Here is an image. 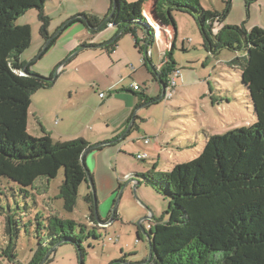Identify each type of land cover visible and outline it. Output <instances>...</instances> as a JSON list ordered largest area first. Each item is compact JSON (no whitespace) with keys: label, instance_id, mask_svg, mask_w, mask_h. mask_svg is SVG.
<instances>
[{"label":"rangeland","instance_id":"rangeland-1","mask_svg":"<svg viewBox=\"0 0 264 264\" xmlns=\"http://www.w3.org/2000/svg\"><path fill=\"white\" fill-rule=\"evenodd\" d=\"M226 1L201 0V6L221 12ZM230 2L231 9L223 20L224 25L264 30V0ZM245 2L250 4L248 11ZM109 6L110 0H46L43 13L50 19V37H55L71 18L77 15L103 17ZM171 16L175 30L169 26L167 28L171 35H167L163 29L158 34L162 41L166 40L167 46L169 44V48L166 46L168 49H165L167 54L172 45L171 37H174L172 58L176 63L175 69H184L181 78L192 79L189 83H185V80L182 83L178 78L169 101L145 105L138 95L135 96L144 94L149 99H155L161 87L145 67L139 69L142 66L141 56L130 35L122 36L117 43L120 47L116 49L126 61L118 62L112 68L116 71L114 79L122 81L116 89L119 97L113 96V92L111 97L108 95L105 86L107 78L99 72L100 65L87 56L90 47L97 42L90 39L91 35L88 39L83 37L84 29L81 28L85 27L79 23L69 27L68 33L64 31L59 37L63 42L68 38L66 35L79 32L74 39L76 46L69 56H62L51 66L56 56L47 52L34 65L33 71L43 77L49 76L56 68L54 75L58 77L51 88L38 90L30 96L27 119L29 135L41 137L37 122L42 117L46 127L52 131L54 142L82 139L94 146L103 143L114 145L108 144L85 155L84 167L91 180L86 176L88 180L79 187L75 205L69 211L64 209L59 192L62 170L53 180L38 179L27 200L16 185L0 181V205L6 208L9 205L10 208L16 205L20 207L14 213L5 211L6 208L0 209V264H29L38 244L44 242L43 238H39L37 228L50 217L72 220L82 224L87 232L98 235V239L83 242L82 247L86 252L83 264H111L122 259L126 263L146 260L149 256L147 233L156 221L161 218L167 220L168 201L144 184L136 185L134 190V184L127 179L128 175L147 172L159 175L175 165L195 159L206 142L202 130L221 136L230 130L247 129L256 122L238 72L228 67V62L238 54L224 50L217 58H209L202 48L194 19L186 13L175 11ZM16 24H27L31 28V44L21 55V60L26 63L35 61L46 45L39 35L37 11H28L18 18ZM116 31L112 29V36ZM161 38H155L151 48V62L159 68L163 66L159 65L163 50ZM126 48L130 52V60H134L132 63L127 62ZM64 63L67 64L62 65ZM47 67L48 72L42 75ZM133 85H138L140 91H133ZM122 86L132 93L122 92ZM101 93L104 94L103 99L99 97ZM125 114L129 122L125 123L120 133L114 132L110 119H123ZM91 125L101 126V134L96 135L95 130H90ZM127 131L129 134L124 137ZM146 138H149L147 144L144 143ZM153 146H161V152H155ZM143 154L146 155L144 160L136 159L137 155ZM91 191H94L97 215L104 224L91 222L90 204L85 201ZM46 264H79L76 248L69 244L57 247Z\"/></svg>","mask_w":264,"mask_h":264},{"label":"trees","instance_id":"trees-1","mask_svg":"<svg viewBox=\"0 0 264 264\" xmlns=\"http://www.w3.org/2000/svg\"><path fill=\"white\" fill-rule=\"evenodd\" d=\"M45 1L0 0V181L16 185L27 200L38 179L53 180L62 170L59 192L64 209L69 211L75 205L79 187L86 182L83 153L104 146L96 147L82 139L54 142L48 135L39 138L29 135L30 96L51 88L54 82L50 80L56 70L43 77L32 68L62 33L76 23L83 25L91 37L106 29H116L115 35L99 46L107 52L117 46L122 36L130 35L143 56V51L150 50L157 38L148 21L163 31L169 26L175 30L171 13H186L194 19L209 58H217L224 50L238 54L228 62V67L238 72L256 122L247 129L230 130L221 136L202 130L206 142L195 159L159 175L150 172L128 175L134 185L144 184L168 201L167 220L161 218L150 226L147 233L150 258L135 263L122 259L111 264H264V30L224 25L231 9L230 0L221 12L204 9L201 0H110L103 17L77 15L51 38L50 19L43 13ZM249 5L245 2L246 11ZM32 9L37 11L39 35L46 45L35 61L26 63L21 55L31 44V28L27 24L17 25L16 21ZM95 47L98 46L90 48ZM173 49L174 40L169 53L161 56L162 68L143 57V66L154 81H159L160 87L175 69ZM23 69L26 75H21ZM137 95L145 105H155L164 99L162 88L155 99ZM88 176L91 180L89 172ZM85 201L90 204L91 222L98 224L101 219L94 191ZM4 208L0 205V209ZM16 208L20 207L9 205L5 211L14 213ZM37 231L44 242L38 244L29 264H46L55 249L66 244L76 248L79 264H83L86 255L83 242L98 239L82 224L56 217L46 219Z\"/></svg>","mask_w":264,"mask_h":264},{"label":"crops","instance_id":"crops-1","mask_svg":"<svg viewBox=\"0 0 264 264\" xmlns=\"http://www.w3.org/2000/svg\"><path fill=\"white\" fill-rule=\"evenodd\" d=\"M107 13V12H106ZM74 26V25H73ZM71 28V27H70ZM81 29H84L82 34H83V37L85 38H89L90 34L88 33V31L85 30V28H81ZM68 30V29H67ZM67 30L64 32V33H68ZM85 31V32H84ZM167 32V35H171L170 31H168V29L165 31ZM160 33V32H159ZM77 34H79V32H73L72 34L69 35H66L67 40L63 41L61 40V38H58L57 42L55 43V45L48 51V55H54L56 56V58L51 62V66L53 64H55V61L58 62L62 59V56L65 58L67 56H69V54L72 52L73 48L76 46V42H74V39L77 38ZM73 36V37H71ZM112 36V29H107L105 30V32H101L100 34L98 35H95V36H92L90 39L91 40H94V42L96 43V46L98 47H95V48H91V50L89 49V52H88V55L90 57V59L92 60V62H96L97 64L100 65V68H99V72H101L104 77L107 78V82L105 84L106 88H107V93L108 95H110L111 97V94L112 92L115 93L113 96L115 97H119V94L118 92L116 91V89L121 86L122 84V81L118 82L116 79H114V70L112 68H115L114 65L118 62H122L123 61H126L125 58H123V56L119 55L118 51L116 49H118V47H120V44H117V46L112 50V51H109L107 52L106 50H103L102 47H99L101 44L107 42V40L109 38H111ZM132 38V37H131ZM161 38V35L158 34L157 36V39ZM133 39V38H132ZM165 39V38H164ZM171 43L172 41L174 40L173 36L171 37ZM134 40V39H133ZM161 41H162V38H161ZM167 44H166V40L165 41H162V47H163V50L160 52V55L163 57L164 53H165V49L167 50L169 48V44H168V48H166ZM172 46V45H171ZM93 49V50H92ZM135 50V49H134ZM151 50V49H150ZM170 50V49H169ZM53 53H57L56 54H52ZM151 52V51H150ZM90 53V54H89ZM79 53H77L78 55ZM130 52L128 50V48L125 49V55L128 57V60L127 62L129 63H132L134 60H130V56H129ZM171 55H172V51H171ZM76 56V55H75ZM146 57V55H145ZM151 61V55L148 57ZM121 59V60H120ZM162 58L160 57V60ZM117 60V61H116ZM130 60V61H129ZM142 60V56L140 58V63L142 66H140L139 69H143L145 66H143V63L141 62ZM160 62V61H159ZM154 65V64H153ZM158 66V65H157ZM132 67V66H131ZM61 68V67H60ZM133 68V67H132ZM134 69V68H133ZM33 70V68H32ZM136 70V69H135ZM35 72V71H34ZM48 72V67H47V70L45 73H40L42 75L46 74ZM58 72H60V70H58ZM59 74V73H58ZM100 74V75H102ZM149 74V73H148ZM99 75V77H101ZM182 75V73H181ZM181 75L179 77V79L182 81L185 80V83H189L191 81L192 78H187V77H183L181 78ZM58 77V76H57ZM93 83V82H92ZM123 88V91L122 92H125L126 90L124 86H122ZM139 92V91H138ZM128 93V92H126ZM69 94H72L71 92H69ZM130 94V93H129ZM72 96H69V98H71ZM61 101H59V104H60ZM58 105V103H57ZM56 106V104H55ZM111 121V125L114 132L116 133H120V131L122 130L123 126L125 125L126 121H127V116L126 114L123 116V119H120V118H114V119H110ZM44 119L41 117L38 119V127L41 131V137L42 136H45V135H48L50 138H51V134H52V131H50L45 123H44ZM93 126V127H92ZM132 126H134V123L132 124ZM28 127V126H27ZM90 130H95V134L99 135L101 134V131H102V127L101 126H94V125H91V129ZM28 131V130H27ZM128 131L127 133L124 135V137L126 135H128ZM124 137L122 138V140L124 139ZM35 138H39V137H35ZM52 139V138H51ZM98 140V138H96ZM153 150L155 152H161L162 150V147L161 146H153Z\"/></svg>","mask_w":264,"mask_h":264},{"label":"built area","instance_id":"built-area-1","mask_svg":"<svg viewBox=\"0 0 264 264\" xmlns=\"http://www.w3.org/2000/svg\"><path fill=\"white\" fill-rule=\"evenodd\" d=\"M148 23L154 28L155 35L157 37L158 36V32H159L157 30V27L153 26L149 21H148ZM150 51L151 50H147V49L143 51V53H142L143 56H142V60H141L142 63H144L143 57H145V55H146V57H149L151 55ZM180 75H181V71L179 69H174L172 71V73L168 76L167 81L164 84V92H163V98H164L163 100L164 101H169L173 97L174 88L177 86V79L180 77ZM131 89L133 91H139L138 85H133L131 87ZM99 97L101 99H103L104 98V94H102V93L99 94ZM148 142H149V138L144 139V143L145 144H147ZM145 158H146L145 154L136 156L137 160H141V159L144 160Z\"/></svg>","mask_w":264,"mask_h":264},{"label":"water","instance_id":"water-1","mask_svg":"<svg viewBox=\"0 0 264 264\" xmlns=\"http://www.w3.org/2000/svg\"><path fill=\"white\" fill-rule=\"evenodd\" d=\"M112 14L113 13H111V15L109 16V17H112ZM157 27V30L160 32L161 31V28L159 27V26H156ZM21 75H26V72H25V70L23 69L22 71H21ZM57 78V74L56 75H54L53 76V78L50 80L51 82H54L55 81V79ZM162 93L164 92V84H162ZM110 145V143H103V144H100V145H97L96 147H99V146H106V145ZM85 154H86V152H84L83 153V155H82V157H81V162L83 163V160H84V157H85ZM86 174H87V176H88V172H87V170H86ZM88 178H89V176H88ZM88 179H86V181H87ZM89 181H90V179H89ZM135 187H136V185H133V188H134V190H135ZM151 216H152V214H151ZM99 224H104L103 222H99ZM150 256H151V252H149V258H150Z\"/></svg>","mask_w":264,"mask_h":264}]
</instances>
